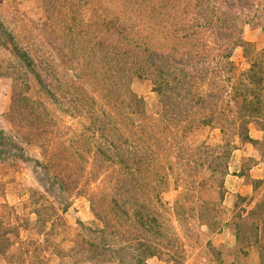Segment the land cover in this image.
<instances>
[{"label":"rangeland","instance_id":"1","mask_svg":"<svg viewBox=\"0 0 264 264\" xmlns=\"http://www.w3.org/2000/svg\"><path fill=\"white\" fill-rule=\"evenodd\" d=\"M138 238L264 264V0H0V264H133Z\"/></svg>","mask_w":264,"mask_h":264},{"label":"trees","instance_id":"2","mask_svg":"<svg viewBox=\"0 0 264 264\" xmlns=\"http://www.w3.org/2000/svg\"><path fill=\"white\" fill-rule=\"evenodd\" d=\"M154 55L156 56L157 59H156V61H154L151 64V66L154 67V70H157V69L161 68L162 55H159L157 53H155ZM18 57L23 61L25 60V62L27 61V56L24 53H21V54L19 53ZM162 65H163V63H162ZM166 68L167 67L164 66L163 69L162 68L160 69L161 74L164 73ZM170 73H172L171 70H169L166 74H170ZM188 76L185 75L183 77V79H186V77H188ZM174 79H176V78L174 77ZM176 85L177 84L175 82V84L171 87L167 86V85L162 87V88L159 87V88H157L156 92L159 95L160 92H163L164 90H168V91L171 90L172 91V90H174V88H172V87H176ZM243 101L245 102V97H243L242 102ZM171 103H173V102H170L168 104L170 105ZM259 107L260 106H258V104L252 105L251 103H246L245 104V112L242 115L243 119H247V117H253L255 114L259 113V111H260ZM174 108H175V105L172 106V109H174ZM144 160L145 159L143 158V156L140 155L139 157H137V154H135V159L133 160L135 162H133V165H135L136 163H139V162H143ZM137 187L138 186H132V188H130V189L133 190L134 188H137ZM139 187H142V186H139ZM145 191H146V189H145ZM129 192H131V191H129ZM133 196H135V195L130 193V200L126 199L125 202L118 203L116 200L114 201L117 204L116 207H118V215H119L118 217L122 216V218H123L122 224L124 225V223H126V225H128L127 223H130V224L134 223V222L136 224L139 223L136 227H140V226H146L147 227V226L151 225V226L147 227L148 228L147 231H149V230L153 231L152 234L154 236L159 235L160 232L157 230L156 218H151L149 215L144 214L145 210L148 208V206L150 204H147L145 202V200L133 198ZM131 212L133 213V215L130 214ZM126 227H127V233H129V228H128V226H126ZM240 236H241V231H239L238 234L235 235L236 241L240 240ZM260 250H261V260H264V245H262L260 247ZM133 251H134V254L132 255L133 264H144V261H146L147 259L160 256L159 249L156 248V246H154V245L146 244L145 239L144 240L140 239V241H139V238H138L137 242L135 243ZM106 256H107V259H110L114 255L108 254ZM112 261L116 262V260H114V258H112Z\"/></svg>","mask_w":264,"mask_h":264}]
</instances>
